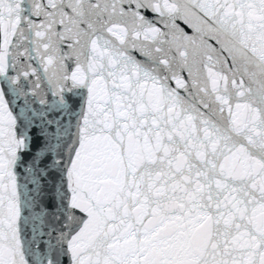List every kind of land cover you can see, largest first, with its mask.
Returning <instances> with one entry per match:
<instances>
[{"label": "snow or ice", "instance_id": "6c2138e0", "mask_svg": "<svg viewBox=\"0 0 264 264\" xmlns=\"http://www.w3.org/2000/svg\"><path fill=\"white\" fill-rule=\"evenodd\" d=\"M0 264H264V0H0Z\"/></svg>", "mask_w": 264, "mask_h": 264}]
</instances>
